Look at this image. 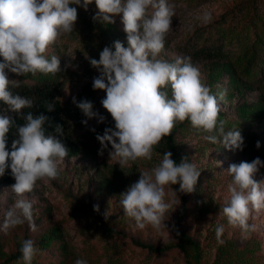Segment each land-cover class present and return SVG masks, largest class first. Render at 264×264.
I'll use <instances>...</instances> for the list:
<instances>
[{
	"label": "rangeland",
	"instance_id": "obj_1",
	"mask_svg": "<svg viewBox=\"0 0 264 264\" xmlns=\"http://www.w3.org/2000/svg\"><path fill=\"white\" fill-rule=\"evenodd\" d=\"M169 3L175 6V16L158 58L174 62L178 57H191L203 82L217 97L218 120L225 121V131L240 130L244 144L240 149L229 150L221 142L213 144L206 139L216 135L220 140L218 132L194 128L188 120L177 121L173 128L177 150L182 153V161L195 164L201 175L191 193L179 192V184L165 186V201L172 205L165 215L166 227L159 231L151 225L138 228L135 220L124 214L120 194L139 180L141 171L155 167L169 149L163 138L153 147L151 160L139 158L123 169L118 158L111 159L110 152L114 149L110 143L100 154L102 146L92 129L114 120L101 103L106 92L93 89L91 100L94 110L105 118L103 123L98 118L78 114L73 97L78 99L80 93L93 88V78L99 75L89 58L99 60L106 46L114 51L116 41L128 47L127 34L120 14L115 17L108 42L95 33L97 27H90L96 23L92 18L99 11L95 0L87 11L73 5L78 8L73 32L62 35L46 51L49 59L52 55L61 59L62 71L53 74L51 82L55 99L64 106L69 124L63 142L68 156L58 163L57 179L37 181L33 191L25 194L33 203L37 230L31 231L27 222L0 230V261L21 248L22 241L31 239L37 249L31 264H75L77 259H84L87 264H188L178 246L156 253L134 242L135 239L156 245L176 242L178 223L199 242L202 264H213L223 251L224 264H264V210L252 211L249 224L255 225V231L251 232L229 224L222 212L231 196L229 186L233 177L227 172L230 164L252 162L257 157L264 161V0H169ZM205 11L212 14V21L207 24L200 19ZM221 30H225L223 57L194 54L193 50L204 44L207 36H221ZM5 71L9 80L15 82L38 81L39 72L17 76ZM166 90L171 98L170 85ZM1 112H7L6 105ZM84 120H88L87 125L82 123ZM181 123L183 126L176 128ZM254 178L264 182V166ZM13 184L0 183V225L19 198L11 189ZM174 200L181 203L177 206L172 203ZM97 205L98 211L94 207ZM104 225L118 228L124 234L108 235ZM221 225L222 243L216 237V229ZM12 264L24 261L21 257Z\"/></svg>",
	"mask_w": 264,
	"mask_h": 264
},
{
	"label": "clouds",
	"instance_id": "obj_2",
	"mask_svg": "<svg viewBox=\"0 0 264 264\" xmlns=\"http://www.w3.org/2000/svg\"><path fill=\"white\" fill-rule=\"evenodd\" d=\"M93 0H0V102L7 112H0V176L6 169L16 181L11 186L18 199L5 213L0 230L7 231L28 223L31 231L37 230L33 217V203L25 198L35 188L37 181L57 179L60 172L59 161L68 156V149L58 138L63 135V126L56 125L55 133L45 128L49 118L44 114H22L25 108H32L33 101L11 91L15 80H9L6 69L17 76L37 72L56 74L61 69V59L46 51L58 38L73 32L79 6L85 11ZM98 13L93 21L114 23L122 14L128 47L120 41L112 47H104L99 60L90 59V64L99 75L93 78V89L104 90L102 106L111 114L115 127L105 129L96 138L101 144L100 154L109 143L114 151L111 159L118 158L123 169L130 161L139 158L152 159L153 147L171 134L177 121H190L192 127L203 129L209 135L210 143L221 142L229 150L240 149L244 138L240 130L225 131V121L218 120L220 107L217 97L211 94L201 76L199 67L191 57H178L174 62L158 58L165 47V39L175 16V6L169 0H95ZM75 5V6H73ZM207 24L212 21L211 12L205 11L200 18ZM71 65H66L68 67ZM171 87L169 98L167 87ZM224 93L220 94L223 99ZM73 103L88 119L105 118L94 110V104L84 99ZM49 111L54 110L48 104ZM9 113L23 115L25 123L18 126ZM87 125L88 120L82 121ZM17 128L18 139L7 147V137L11 129ZM95 132V128L92 129ZM257 148L260 142L257 141ZM264 161L259 157L252 162L232 163L227 172L233 177L229 186L230 200L222 208L228 223L243 232L255 231L249 224L253 210H264V182L254 177ZM137 182L132 183L120 194V204L124 214L133 218L136 226L146 225L159 231L165 225V215L172 206L165 201V186L179 184V192L191 193L201 175L195 164L186 159L177 164L171 151L163 153L160 162L150 171H141ZM177 206L180 200H174ZM98 211V205L94 206ZM107 219V216L105 217ZM221 225L216 229L217 240L223 235ZM24 264H31L37 249L34 241H22L20 249ZM75 264H87L77 259Z\"/></svg>",
	"mask_w": 264,
	"mask_h": 264
},
{
	"label": "trees",
	"instance_id": "obj_3",
	"mask_svg": "<svg viewBox=\"0 0 264 264\" xmlns=\"http://www.w3.org/2000/svg\"><path fill=\"white\" fill-rule=\"evenodd\" d=\"M97 27V32H95L98 36L104 37L108 42H110V37L113 34L112 27H114V23H101L96 21L94 25H90V27ZM225 38V30H221V36L213 37L211 35L207 36L206 42L200 45L197 49H194V54L198 56L204 57H223L225 55V41L222 40ZM196 46V45H195ZM53 74H44L38 73L37 74V82L29 83V82H15L16 87H11V91L14 93H18L22 96L27 98H31L33 101L32 108H25L22 110V114L26 115L28 112H32L34 115L44 114L49 118L48 122L45 124V128L50 133H55V126L62 125L63 126V135H58V138L61 139L62 142L66 141L65 137L69 130V124L67 117L64 115V106L59 100L55 99L54 93V86L51 82ZM93 88L90 87L86 92L80 93L78 96L77 101H83L87 99L89 101L92 100L94 93L92 92ZM48 104L54 105V110L49 111L47 109ZM5 105L3 102H0V112L2 111ZM77 106H75L76 108ZM78 108V107H77ZM78 114L82 113V111L78 108ZM23 115L18 113H13L11 116L15 119L16 124L18 126H23L25 120L23 119ZM114 125V120H108L102 126L95 129V134L102 135L106 128L112 127ZM183 126V124H178L176 128ZM166 139V146L168 147L169 151L173 154L174 161L179 164L182 162V153L177 150L176 142L174 138L173 129L171 134L164 137ZM18 139V130L17 128H13L8 133L7 137V147L8 150L11 151V145L14 140ZM16 182L11 175V169H6L5 175L0 176V183L8 184ZM180 220V218H179ZM105 233L108 235H116V234H124V232L118 228H115L111 225H104ZM175 236L177 241L176 242H168L166 244L156 245L151 242L143 241L141 239H135L134 242L136 245L147 249L151 252L156 253H164L169 251L175 246L180 247L183 249L184 254L187 259L188 264H202L201 261V250L199 242L194 239L190 234L180 228L179 224L177 223L175 226ZM188 246L191 249H188ZM19 248L16 252H13L8 257H6L3 261H0V264H12V262L16 261L17 259L22 257V253ZM225 251L221 252V254L217 257L213 264H224V256Z\"/></svg>",
	"mask_w": 264,
	"mask_h": 264
}]
</instances>
